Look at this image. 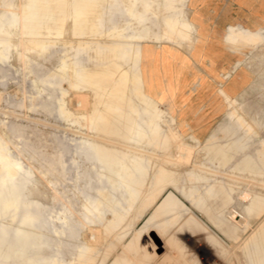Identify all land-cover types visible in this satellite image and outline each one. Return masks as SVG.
Wrapping results in <instances>:
<instances>
[{"label": "rangeland", "instance_id": "rangeland-1", "mask_svg": "<svg viewBox=\"0 0 264 264\" xmlns=\"http://www.w3.org/2000/svg\"><path fill=\"white\" fill-rule=\"evenodd\" d=\"M189 1L0 0V40L17 33L0 144L21 168L0 185V264H195L193 238L214 264H264V124L247 123L264 122V28H227L251 85L239 101L222 90L228 111L204 141L145 92L149 45L195 42Z\"/></svg>", "mask_w": 264, "mask_h": 264}, {"label": "crops", "instance_id": "crops-1", "mask_svg": "<svg viewBox=\"0 0 264 264\" xmlns=\"http://www.w3.org/2000/svg\"><path fill=\"white\" fill-rule=\"evenodd\" d=\"M187 9L198 30L192 47L185 51L151 43L142 59L143 80L151 100L204 141L228 111L222 90L239 101L251 85L240 48L231 50L225 41L226 30L230 25L264 28V0H190ZM253 121L247 123L255 133L253 125L264 122ZM235 153L242 152L235 151L232 158ZM241 160L255 163L256 156L245 154Z\"/></svg>", "mask_w": 264, "mask_h": 264}, {"label": "bare ground", "instance_id": "bare-ground-1", "mask_svg": "<svg viewBox=\"0 0 264 264\" xmlns=\"http://www.w3.org/2000/svg\"><path fill=\"white\" fill-rule=\"evenodd\" d=\"M68 3V0H63L62 4H67ZM6 33H8L13 39L16 38L17 36V33L14 31V25H12L9 29L5 30ZM49 32L52 33V30L49 29ZM59 34V33H57ZM13 39L12 40H9L7 42V45H5V41L3 40H0V64L9 59V56H11V52L14 51L15 49V43L13 42ZM35 41H38V43H41V41L39 40H35ZM6 46L8 47L9 51L8 53H6L7 51V48ZM138 53V52H137ZM70 59H64L59 65H58V68L60 70H63V69H66L69 67L70 65V62L68 61ZM73 77V75L71 74V78ZM81 102H83L82 100L83 99H79ZM146 102V101H144ZM85 104V103H84ZM84 104H81L84 106ZM77 105H79L77 103ZM81 106V107H83ZM86 106V105H85ZM84 106V107H85ZM79 106V108H81ZM62 110V108H61ZM150 128L153 132L154 135L157 134V125L154 123V122H150ZM129 130H131V128H129ZM163 134V133H162ZM181 148V147H180ZM0 149H2V154L0 155V185L3 186V187H10L13 183H18L19 184V176H20V172H21V168L19 167V165L17 163H14L7 152L4 151V148L2 147V145L0 144ZM31 175L32 174H27V180L30 181L31 183H33L35 185V182L31 179ZM164 178L165 176L160 174L156 177V186L158 187V189H156L153 193H152V196L154 199H157L161 193L163 192V189L160 188L161 184L163 183L164 181ZM37 186V185H36ZM263 200V198H261ZM260 199V203L259 204H263V201ZM33 201V197L32 195L29 196V198L27 199L26 203L27 205H30L31 202ZM42 210L44 209L45 205L44 204H41L40 205ZM10 208H14V211L17 209V206L15 205H12V206H6V210L7 211L8 209ZM22 221L25 222V223H28V222H31V223H34L35 225H37L38 227H44L46 226V223L47 221L44 220L42 218V216L40 214H34L33 212H28L27 214H25L22 218ZM159 238V236H157ZM170 240H171V237H170ZM163 242V241H162ZM171 242V241H170ZM45 244V242L43 241L40 246L43 247ZM164 244V243H163ZM165 246V245H163ZM189 247V246H188ZM190 248V247H189ZM192 255V253H191ZM193 256V255H192ZM193 260L196 264V259L195 257L193 256Z\"/></svg>", "mask_w": 264, "mask_h": 264}, {"label": "built area", "instance_id": "built-area-1", "mask_svg": "<svg viewBox=\"0 0 264 264\" xmlns=\"http://www.w3.org/2000/svg\"><path fill=\"white\" fill-rule=\"evenodd\" d=\"M199 240L196 238H193L191 241V244L189 245L192 255L196 259V264H214L212 258L206 257V248H201V251H196V248L198 247Z\"/></svg>", "mask_w": 264, "mask_h": 264}]
</instances>
